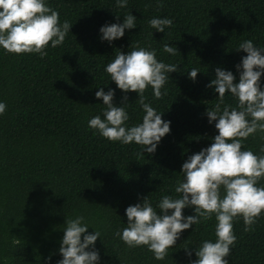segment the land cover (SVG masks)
<instances>
[{"label": "trees", "instance_id": "16d2710c", "mask_svg": "<svg viewBox=\"0 0 264 264\" xmlns=\"http://www.w3.org/2000/svg\"><path fill=\"white\" fill-rule=\"evenodd\" d=\"M48 4L60 22L72 24L61 46H49L43 58L0 50V101L7 105L0 116V264H57L65 217L77 214L102 233L96 241L101 264H189L183 248L214 241V217L184 230L163 261L146 247L128 248L114 233L127 226L129 205L148 196L155 206L164 195L177 196L182 163L212 143L217 130L206 110L215 106L218 94L206 85L217 67L238 76L235 65L246 55L236 50L240 42L264 47V0H162L159 6L156 0H128L126 8H117L115 0ZM129 12L137 17L136 28L111 44L99 39L102 25L122 23ZM153 17L171 18L173 24L156 32L148 25ZM166 43L179 52H163ZM136 44L178 65L162 89L167 95L157 100L150 87L145 91V102L171 121L154 154L142 153L135 143L109 141L87 124L104 107L95 97L99 87L115 90L117 106L127 96L129 126L142 121L137 94L119 90L104 71L119 50L127 53ZM191 68L201 71L195 82L187 75ZM261 80L264 84V76ZM224 104L235 107L237 101L226 93ZM242 145L264 155V133ZM183 214L194 212L186 208ZM233 231L229 264H264V212L248 231L237 218Z\"/></svg>", "mask_w": 264, "mask_h": 264}, {"label": "clouds", "instance_id": "9594fccd", "mask_svg": "<svg viewBox=\"0 0 264 264\" xmlns=\"http://www.w3.org/2000/svg\"><path fill=\"white\" fill-rule=\"evenodd\" d=\"M157 5L162 0H156ZM117 8H126L128 0H115ZM117 20L120 16L116 15ZM137 17L129 12L122 23H105L99 28V39L111 44L125 35V30L137 27ZM173 20L168 17H153L150 28L164 33ZM72 24L60 22L59 12L49 6L48 0H0V50L7 54L47 55L50 46H61ZM153 36V32L149 33ZM237 51H243L240 62L235 65L237 75L221 67L215 69V78L206 85L217 93L218 102L206 110L210 125L214 123L217 134L210 146L189 155L182 163V180L175 187L177 196L164 195L153 206L148 196L142 202L125 209L126 227L114 235L128 247H146L153 258L163 261L174 249L184 230L202 221L215 218V240L205 239L198 248L184 247L189 264H229L232 248L236 242L233 222L242 218L245 231L250 230L264 212V155L245 149L242 141L257 133H264V47L252 40L240 42ZM163 52L175 56L178 49L163 45ZM178 65L168 64L156 57V49L139 44L124 53L118 51L104 71L110 80L124 93L135 92L144 115L142 121L131 125L127 96L121 105L113 103L115 90L99 87L95 97L104 105L101 114L87 121L88 127L112 142L141 146L142 153L154 154L161 139L170 133L171 121L162 119L163 112L145 102V91L151 88L159 100L167 95L164 88L169 74L178 71ZM200 69L191 68L188 78L195 82ZM226 93L237 101L235 107L224 104ZM223 105V107H221ZM7 105L0 101V116ZM264 153V146L260 148ZM192 208L194 215L183 214ZM94 229L89 232L88 229ZM60 241L62 259L57 264H101V255L96 241L102 238L83 214L66 218ZM194 250L196 259L192 260ZM51 260V257L48 258Z\"/></svg>", "mask_w": 264, "mask_h": 264}]
</instances>
